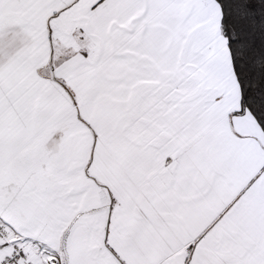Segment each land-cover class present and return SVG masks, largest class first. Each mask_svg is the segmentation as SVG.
Wrapping results in <instances>:
<instances>
[{
    "label": "snow or ice",
    "instance_id": "6c2138e0",
    "mask_svg": "<svg viewBox=\"0 0 264 264\" xmlns=\"http://www.w3.org/2000/svg\"><path fill=\"white\" fill-rule=\"evenodd\" d=\"M0 264H264V0H0Z\"/></svg>",
    "mask_w": 264,
    "mask_h": 264
}]
</instances>
